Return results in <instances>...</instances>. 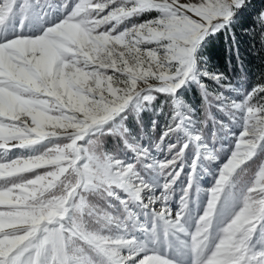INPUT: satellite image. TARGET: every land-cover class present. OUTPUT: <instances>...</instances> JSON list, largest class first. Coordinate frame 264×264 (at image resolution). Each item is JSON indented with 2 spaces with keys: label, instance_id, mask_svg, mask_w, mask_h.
Returning <instances> with one entry per match:
<instances>
[{
  "label": "snow or ice",
  "instance_id": "6c2138e0",
  "mask_svg": "<svg viewBox=\"0 0 264 264\" xmlns=\"http://www.w3.org/2000/svg\"><path fill=\"white\" fill-rule=\"evenodd\" d=\"M235 29L264 47V0H0V264H264V75L204 55ZM213 105L239 132L193 214Z\"/></svg>",
  "mask_w": 264,
  "mask_h": 264
},
{
  "label": "rangeland",
  "instance_id": "374dc122",
  "mask_svg": "<svg viewBox=\"0 0 264 264\" xmlns=\"http://www.w3.org/2000/svg\"><path fill=\"white\" fill-rule=\"evenodd\" d=\"M57 2H58V0H57ZM235 31H237V30L235 29ZM236 38L237 37H233L232 34L225 33V32H224V36L221 37L222 40L219 37H217L216 34L213 37H211L210 41H214L215 43H218V44L223 42L222 43L223 48L227 51V55L229 56V58L228 57L225 58L224 65L223 64L217 65L216 64L217 58L214 56V57H212L213 59H211V61H209V64L213 67V69L225 72L229 76L230 80L233 83L239 82L240 86H243V87L248 88L250 90V88L252 87V85H254L256 83V81L244 80L240 75L241 74L240 71L242 68L241 67V62H242L241 53H240V56L238 59L236 56V51H235L234 47L233 46L231 47L232 42L236 43ZM204 55L209 59V52L204 50ZM228 63H229V65H228ZM229 66L233 67V70H230V74H228L225 71V70L229 69ZM207 83L209 85V90L210 91L213 90L215 92L216 85L214 83H212L211 81H207ZM190 93H191L190 95L185 94L184 99L188 103L192 104V106L198 110V116L202 120L204 118V109L201 107V101H200V98L198 97V93H200V92L198 90V92L192 93V91H191ZM226 94H228V93H226ZM210 111L216 117L217 125H213V122L211 120H209L207 123V126L204 128V132H205V135L208 137L209 141H211L212 133H213V131H215L217 133V135L219 137H221L217 141L216 147H217V149H222V150L218 154V159L216 161H214L213 163L208 164L207 161H203L201 163V167L207 169V171L202 172V174H205V173L208 174V177L210 178L209 181L211 182V184L208 183L207 184L208 186L204 187L205 183L201 182L199 184L197 182V184H196L197 195L194 191L193 192V202H192V205L190 206L191 212L193 214L196 211L203 208L204 203H205V199H206L205 192L213 184V177H214L215 170L228 157L229 149L231 146V138L228 137L231 134L229 130L231 129V131L234 133L239 132V128L233 124L232 119L229 116H226L224 114L216 112L214 105L210 109ZM165 112H167V109H165ZM153 120L158 121L157 127L155 129H153V125H152ZM165 122H166V116H158L157 113L153 112V111H147V112L142 113L141 114V121L138 124V126H135V124L133 123V120L131 119V115H129V118L127 120L128 127L130 129H132L134 133H137L141 137V142L145 145L150 144L155 139V137H158L160 135V132H161L162 127H163ZM220 122H222L224 124L223 129H220L218 127V124ZM154 154H155V152H154ZM128 155L131 156V153H128ZM184 158H186L185 164L187 162H189L191 164V161L193 159V153H189L186 150L183 159ZM185 176H186V174H185ZM183 183H184V180L182 181L181 177H179L177 179L176 185H175V187L177 188V191H179V189L183 185ZM173 207H175V205ZM177 259L183 260V259H186V257L178 256Z\"/></svg>",
  "mask_w": 264,
  "mask_h": 264
},
{
  "label": "trees",
  "instance_id": "16d2710c",
  "mask_svg": "<svg viewBox=\"0 0 264 264\" xmlns=\"http://www.w3.org/2000/svg\"><path fill=\"white\" fill-rule=\"evenodd\" d=\"M234 30L236 38V43L232 42L231 47L233 46L235 51L237 48L239 49V52L241 53L242 58V65L240 75L244 80L247 81H257L261 75H264V47H262L259 36H255L251 33H244L240 29ZM231 34V33H230ZM217 37L221 39V37L224 36V32H218L216 33ZM222 40V39H221ZM221 43H215L214 41H210V46L205 49V51L209 52V59L208 62L213 59L212 57L217 58V65H224L225 58L229 56L227 55V51L223 48ZM229 65V63H228ZM230 70H233V67L229 66V69L225 70L228 74H230ZM198 92L195 85L190 87V90L186 93L187 95H190L191 92ZM214 94V91H210ZM198 97L200 98V93H198ZM201 101V98H200ZM131 119L133 120V123L135 126H138V123L133 115H131ZM109 146L113 144V141L111 138H109Z\"/></svg>",
  "mask_w": 264,
  "mask_h": 264
}]
</instances>
